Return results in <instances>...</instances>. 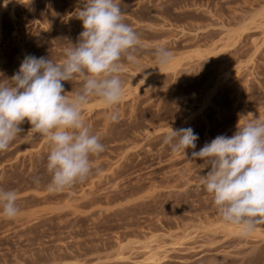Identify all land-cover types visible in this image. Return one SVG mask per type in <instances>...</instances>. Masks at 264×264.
Wrapping results in <instances>:
<instances>
[{
	"label": "rangeland",
	"instance_id": "1",
	"mask_svg": "<svg viewBox=\"0 0 264 264\" xmlns=\"http://www.w3.org/2000/svg\"><path fill=\"white\" fill-rule=\"evenodd\" d=\"M84 2L0 0V79L27 55L62 62L83 31ZM118 2L140 37L137 63L123 62L119 122L98 98L84 106L106 150L63 192L47 191L43 136L22 134L0 152V188L17 192L20 209L0 214V264H264V225L245 235L224 222L200 186L209 168L191 158L238 122L264 119V0ZM159 46L172 53L166 66ZM187 127L199 139L185 157L162 141Z\"/></svg>",
	"mask_w": 264,
	"mask_h": 264
},
{
	"label": "clouds",
	"instance_id": "2",
	"mask_svg": "<svg viewBox=\"0 0 264 264\" xmlns=\"http://www.w3.org/2000/svg\"><path fill=\"white\" fill-rule=\"evenodd\" d=\"M76 16L83 31L62 62L27 55L11 78L0 79V152L20 136H43L50 146L49 193L70 189L93 173L92 157L106 149L86 121L84 106L98 98L111 109L107 119L119 122L116 108L124 95L123 62L137 63L140 46L139 35L124 22L118 0H85ZM154 55L163 66L173 59L164 46L157 47ZM76 79L82 81V88L66 92L63 82ZM25 121L30 124L26 134L21 127ZM198 139L191 127L171 128L162 142L186 157V149H196ZM191 158L209 168L201 175L200 186L211 194L224 222L238 226L245 235L264 225V119L238 122L232 136H216L192 151ZM17 200L15 190L0 188V214L15 218L20 211Z\"/></svg>",
	"mask_w": 264,
	"mask_h": 264
},
{
	"label": "bare ground",
	"instance_id": "3",
	"mask_svg": "<svg viewBox=\"0 0 264 264\" xmlns=\"http://www.w3.org/2000/svg\"><path fill=\"white\" fill-rule=\"evenodd\" d=\"M13 4V3H12ZM5 7V6H4Z\"/></svg>",
	"mask_w": 264,
	"mask_h": 264
}]
</instances>
